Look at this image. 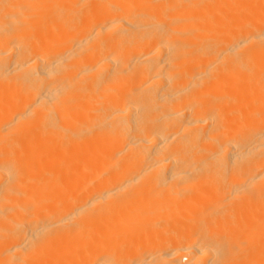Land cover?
Returning a JSON list of instances; mask_svg holds the SVG:
<instances>
[{"label": "bare ground", "instance_id": "1", "mask_svg": "<svg viewBox=\"0 0 264 264\" xmlns=\"http://www.w3.org/2000/svg\"><path fill=\"white\" fill-rule=\"evenodd\" d=\"M0 264H264V0H0Z\"/></svg>", "mask_w": 264, "mask_h": 264}]
</instances>
